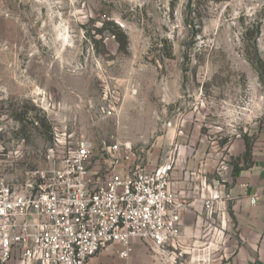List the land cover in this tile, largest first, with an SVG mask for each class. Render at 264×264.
I'll list each match as a JSON object with an SVG mask.
<instances>
[{"label":"rangeland","instance_id":"obj_1","mask_svg":"<svg viewBox=\"0 0 264 264\" xmlns=\"http://www.w3.org/2000/svg\"><path fill=\"white\" fill-rule=\"evenodd\" d=\"M175 133L184 157L213 161L211 191L234 141L264 138V0H0V177L14 188L77 140L160 163ZM205 199L200 236L223 222Z\"/></svg>","mask_w":264,"mask_h":264},{"label":"built area","instance_id":"obj_2","mask_svg":"<svg viewBox=\"0 0 264 264\" xmlns=\"http://www.w3.org/2000/svg\"><path fill=\"white\" fill-rule=\"evenodd\" d=\"M143 154L129 143L80 139L61 152L51 149L47 167L20 190L0 177V263L89 264L112 245L127 258L133 241L169 253L182 239L181 214L195 200L172 189L169 158L146 171ZM229 200V192L213 190L203 204L225 219L219 204ZM257 201L249 199L252 206Z\"/></svg>","mask_w":264,"mask_h":264},{"label":"crops","instance_id":"obj_3","mask_svg":"<svg viewBox=\"0 0 264 264\" xmlns=\"http://www.w3.org/2000/svg\"><path fill=\"white\" fill-rule=\"evenodd\" d=\"M171 140L176 143L175 149L160 163L151 161L146 152L142 162L144 170L153 171L166 163L167 157H173L172 189L189 201L195 200L181 214L182 239L169 251L179 249L187 257L186 264H264V138L253 141L248 148L241 139L229 147L224 160L234 161V170L229 169L224 174L219 187L220 192L230 194L229 201L219 204L225 209V227L216 234L212 233L215 228L210 226V232L204 236L199 234L198 215L202 201L212 189L207 173H213V161L206 159L196 165L193 158L184 157L185 151L176 142V133ZM253 196H257L258 201L252 206L249 199ZM228 232L227 238L221 237ZM132 244L133 251L127 258L119 257L120 247L112 245L92 258L89 264H183L175 262L176 256L168 257L167 252L159 254L138 241ZM0 264L21 263L12 259Z\"/></svg>","mask_w":264,"mask_h":264},{"label":"trees","instance_id":"obj_4","mask_svg":"<svg viewBox=\"0 0 264 264\" xmlns=\"http://www.w3.org/2000/svg\"><path fill=\"white\" fill-rule=\"evenodd\" d=\"M258 33V32H257Z\"/></svg>","mask_w":264,"mask_h":264}]
</instances>
